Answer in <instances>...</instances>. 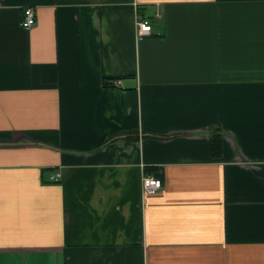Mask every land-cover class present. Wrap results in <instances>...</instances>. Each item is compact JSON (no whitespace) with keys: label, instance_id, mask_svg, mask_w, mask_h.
Returning <instances> with one entry per match:
<instances>
[{"label":"crops","instance_id":"0c3cea01","mask_svg":"<svg viewBox=\"0 0 264 264\" xmlns=\"http://www.w3.org/2000/svg\"><path fill=\"white\" fill-rule=\"evenodd\" d=\"M0 264H264V0H0Z\"/></svg>","mask_w":264,"mask_h":264},{"label":"built area","instance_id":"2783aa9c","mask_svg":"<svg viewBox=\"0 0 264 264\" xmlns=\"http://www.w3.org/2000/svg\"><path fill=\"white\" fill-rule=\"evenodd\" d=\"M160 18V15H157ZM22 27L26 30L32 29L36 25V14L32 8L25 10L24 18L22 21ZM137 37L142 39L147 36L152 35V24L149 19L140 17L137 22ZM111 85L120 86V80H114ZM61 179V174L57 173L51 177V182L57 183ZM164 186V182L161 179L156 178L152 174L145 175L142 178V191L144 196H154L160 191Z\"/></svg>","mask_w":264,"mask_h":264},{"label":"trees","instance_id":"16d2710c","mask_svg":"<svg viewBox=\"0 0 264 264\" xmlns=\"http://www.w3.org/2000/svg\"><path fill=\"white\" fill-rule=\"evenodd\" d=\"M216 139H214V141H213V147H212V152H213V155H216V154H218V150H219V148L220 147H217V144H216V141H215Z\"/></svg>","mask_w":264,"mask_h":264}]
</instances>
